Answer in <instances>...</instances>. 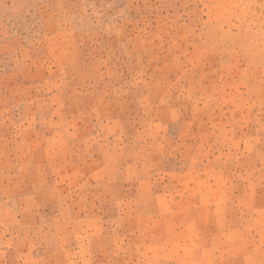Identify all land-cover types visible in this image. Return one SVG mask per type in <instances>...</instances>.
I'll return each mask as SVG.
<instances>
[{
	"label": "rangeland",
	"instance_id": "1",
	"mask_svg": "<svg viewBox=\"0 0 264 264\" xmlns=\"http://www.w3.org/2000/svg\"><path fill=\"white\" fill-rule=\"evenodd\" d=\"M0 264H264V0H0Z\"/></svg>",
	"mask_w": 264,
	"mask_h": 264
}]
</instances>
